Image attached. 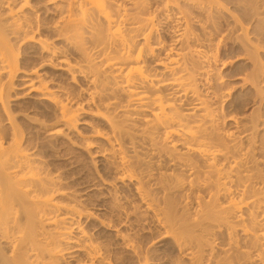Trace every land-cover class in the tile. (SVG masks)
<instances>
[{
  "label": "rangeland",
  "instance_id": "1",
  "mask_svg": "<svg viewBox=\"0 0 264 264\" xmlns=\"http://www.w3.org/2000/svg\"><path fill=\"white\" fill-rule=\"evenodd\" d=\"M69 1H29V7H25L26 16L36 23L43 24V35L46 36L44 38H48L50 46L57 49V55L43 51L42 47L34 42L23 40L20 34H10V44L20 55L19 71L12 84L8 74L3 72V82L7 84L5 95L6 91L9 93L5 100L8 111L22 127L25 137L29 138L30 147L33 148L31 152L33 151L40 167H44L40 169H44V174L50 172L52 177H57L59 187L64 189L66 195L58 194L57 199L78 204L84 214L77 216L76 222L82 224V228L89 232L96 244L108 250L114 264H263L257 256L261 251L259 248L263 247L255 241L258 243L256 247L249 236L254 232V237L256 231L264 229V226L261 227L264 224V207L262 206L263 211L260 207L259 210L256 209L258 206L252 205L254 201L248 204L247 198L251 200L259 195L258 197L264 199L260 196L264 194V0H204V3L198 2L201 8L196 0H179L180 6L176 8H181L189 19L187 21L189 27L191 25V31L202 38L203 47H200L209 52L213 51L218 59L210 66L204 64L205 68L197 75V84L199 91L206 96L205 99H208L214 109L217 125L214 128L218 129L215 130V135L219 138H227L224 136L225 132L234 135L227 139L229 152H232L229 153L231 160H239L235 159L237 164L234 162L238 168H234L237 170H234L232 184L235 193L238 192L236 196L242 194L248 202L247 207L244 205L242 208L246 217L245 224L242 223L244 221L236 222L235 219L234 222L232 215L222 216L221 213L224 215L225 212H220L219 207H216V200H212L216 201V206L213 205L211 194L215 190L213 187H206L212 185L204 183L207 177H201L204 182L196 177L204 175L200 170L202 166L199 165H203V161H196L201 168L193 162L199 173L195 175L196 180L194 177H188L190 174L186 175L187 171L182 172L184 168L181 170L182 167L175 166L178 161L173 165L176 162L172 160L174 163L171 164L170 157H180L171 156L172 154L180 152L178 154L185 155L181 153L185 151L184 146L176 141L177 144L173 147L175 137L168 141L170 143L166 142L163 129V133L160 132L161 129H153L151 136L146 121L147 116L150 117L151 114L138 106H129L128 97L121 89L116 88L113 78H105L104 74L99 75L100 79L97 78L93 71L95 67L92 70L86 62L85 51L75 48V44H71L66 35L59 36L57 29H54L55 21L60 16L57 7L66 6ZM151 1L154 10L152 11L157 13L155 21H158L155 38L151 39V44L161 40L163 47L157 46V41L155 47L152 44L154 53L147 55L146 67L163 77L164 69L158 62L169 47L177 44L174 42L175 38L173 40L175 34L172 33L175 23L167 20L166 12L161 10L165 0ZM15 2L21 6L24 0ZM2 5L3 3H0V21L7 23L8 9ZM86 33V43L93 40L90 37L97 39ZM138 41L144 40L139 37ZM90 44L94 43H88L87 53L93 55L94 51L96 53L99 50L91 48L93 46ZM62 58L77 71L72 73L66 70L65 64L60 61ZM98 66L101 68L102 64L98 63ZM30 72L33 76H36V72L41 74L60 99L77 113L78 121L75 127H67L59 122L56 104L43 99L37 91L30 90L27 79L24 78ZM35 83L38 81L35 80ZM105 83L109 86L108 90L104 89ZM107 97L113 103L116 100L113 106L117 108L105 110L103 105L109 101ZM191 98L193 99L192 96L187 98L190 99L188 102ZM185 105L184 108L187 109L189 104L188 107ZM105 111L108 114H105L106 118ZM231 117H237L234 120H240L247 127H241L240 124L243 129L238 130L234 121L230 120ZM111 120L119 123V129L115 132ZM7 121L9 122L5 118L6 126L9 124ZM55 128L61 129L59 135L51 133ZM169 146L177 147L178 151L175 152L173 148L170 150ZM119 147H122L121 152L130 160L128 169L120 165ZM167 152H171V155L168 156ZM191 155L189 157H193L192 160L199 158ZM123 171L135 173L139 178L137 180L144 179L145 183L141 181L142 185L145 184L142 188L144 187L155 200L154 206L161 212L160 222L154 211L147 210L138 193L137 186L139 187L141 182L139 184L135 179L137 177L132 181L128 177L123 180ZM148 173L153 175V180H148ZM191 178L194 179L192 183L195 185L189 183ZM197 179L202 181V185H206V189L196 182ZM199 185L204 187V190ZM208 202L218 209L210 208ZM210 210H213L212 213H209ZM253 210L255 217L258 216L256 219L259 218L253 223L258 228L256 231H252L254 227L251 230L250 227L254 225H251L253 221L248 217ZM255 210L259 211V214ZM214 212L219 213L221 219L219 215H213ZM226 214L229 215V212ZM229 217L233 222H230ZM223 218H226L227 222L226 219L223 221ZM229 222L233 225L240 224L232 225L236 226L233 228L231 224L226 225ZM242 224L243 228L247 226L250 229V233L244 234ZM71 231L73 240L64 245L66 249L62 258L66 264H78L88 258L85 252L76 249L75 238L80 235L78 229L73 228ZM0 248V251L6 250V254H10V246L2 240ZM1 258L0 255V264H6ZM146 258L149 261L146 262Z\"/></svg>",
  "mask_w": 264,
  "mask_h": 264
},
{
  "label": "bare ground",
  "instance_id": "2",
  "mask_svg": "<svg viewBox=\"0 0 264 264\" xmlns=\"http://www.w3.org/2000/svg\"><path fill=\"white\" fill-rule=\"evenodd\" d=\"M1 1L0 3H3L5 8L8 9L7 16H9V19L7 18V23L1 22L2 20L0 21V240L8 244L11 250L9 252L7 251L10 253L8 255L5 252L6 250L4 252L0 251L1 253L3 252L0 254L2 257L1 260L7 262L6 264H66L63 262L64 258H62V255L65 252L66 244L73 240L71 230L77 228L80 235L75 238V242L77 243L76 249L80 252H85L88 258V260H82L78 264H114L108 250L96 244L95 240L89 236V232L82 228V224L76 222L77 216L81 217L84 214L82 212L83 210L78 208V204H74L72 201L70 202L73 204L65 203L57 199L56 195L64 194V189L59 187L60 182L57 181L58 179L56 180L57 177H52L50 172H45L44 174V169H40L44 167H40L41 165L35 159L32 153L33 151L31 152L33 148L30 147L31 143L29 138L25 137V132L21 129L22 127L19 126L20 124L12 118L13 116L8 111V105L5 103V100L8 98L6 96L9 93L6 91L7 95H5V87L7 84L3 82V79H5L3 78V72L8 74V78L11 79L10 84H12L14 77H16L19 71V54L13 50L9 35L20 34L23 40L38 44L42 47L43 51L51 53L52 55H57V49H53L49 44L50 40L47 38L49 40L48 42L44 38L46 36L43 35V24L36 23L26 16L25 7H29L30 0H24L21 6L16 4L18 2H15L16 0ZM196 1L197 3L205 2L204 0ZM210 1L208 0L207 2ZM151 2V0H70L66 3V6L58 5L57 10L60 12V16L55 21L56 28L54 29H57L59 36L66 35L65 37L69 39L67 40H71V44L72 42L75 44V48L77 47V49L80 48L85 51L86 57H84L86 62L89 63L92 70L95 67L93 71L97 78L100 79L102 74H104L103 76L105 78H110L111 76L115 86H117L116 88L121 89L128 97L127 103L129 106L130 104L136 107L138 106L144 112L151 114L146 119L147 130L150 131L151 136L153 129L158 131L161 129L160 132L162 133L164 130L163 137L167 140L166 142L171 141L175 137L176 139L174 138L175 141L172 142V146H176V141L184 146L186 152L181 153L185 155L178 154L180 152L171 155L172 151L169 152L170 154L167 152L168 156L180 155L178 158L171 159L170 157L169 161L171 160V164L176 162L173 164L175 165L178 161L179 165L177 164L175 166L182 167H179L181 170L184 168L185 171L183 170L182 172L187 171L186 175L189 173L190 175L188 177H194L195 179V175L199 173L195 166L196 164L193 162L198 165V160L201 159L203 161V165H199L203 169H200L202 171L201 173L206 176L201 174L202 176L198 177L199 175H197L196 177L203 179V182L205 180L201 177H207L204 183L207 185L211 184L212 186L202 185V181L199 182L200 179H197L198 181L196 182H199L204 187L206 186L207 189L213 187L212 189L215 190L214 193H209L212 195L211 202H214L212 200H216L217 202H215L218 206L215 205V202L214 204L208 202L211 205L210 208H214L213 205H215L219 207L220 212H229V215H225V213L223 215L221 213L222 216L232 215L231 218H233V221L234 219L236 222L244 221L242 223L245 224L246 217L243 215L245 214L244 211L242 212L244 205L247 207L251 201H254V204H251L254 206L257 205L258 207L256 206L257 208H255L258 209L260 207L259 209L263 211L264 199L258 197L259 195L257 196L258 198L252 197L251 200L249 198H247L248 200L245 199L246 196L244 198L242 194L239 197L236 196L238 192L235 193L232 183L235 177L234 168H238L236 164L239 160L236 158H232L231 160L229 153L232 152H229L230 145L227 142V139L232 137L233 134L231 132V134L225 132L226 134L224 136L227 138L223 136V138H219V136L217 137L215 135L214 132L218 129H215L217 125L215 124L214 109L213 107L211 108L212 105L208 99H205L206 96L204 97L199 91L197 84V75L201 73L199 72L201 69L205 68L204 64L210 66L214 60L216 61L217 57L213 51L209 52L205 48L200 47L203 43L202 38L196 32L191 31V25L189 27V21H187L188 17L186 18V14L180 10L181 8L176 10L180 6L179 0H165L161 10L163 13L166 12L165 18L167 20L175 23L172 27V33L175 34L173 40L175 38L174 42L177 44H175L176 46L172 45L175 47H169L164 57L160 60L158 59V64L162 65L164 69L163 77L149 70L146 67L147 55L154 53L156 43L157 46L163 47L161 40H156V43L153 42L154 47L151 44L152 38H155L154 33L156 31V23L158 22L155 21V14L157 13L153 12V4ZM200 5L198 6L201 8ZM15 6L18 7L16 8ZM158 9L160 8L158 7ZM86 32L97 38L95 41L93 37H90L94 41L89 40L88 42L94 43L93 45L90 44L93 46L91 48L95 47V49L99 50L95 53L92 49L94 51L92 53L93 55L87 53L88 50L86 48L89 45L86 43V39H84L86 37L85 34H87ZM139 37L144 41H138ZM97 60L100 61L97 62ZM60 61L65 64L64 68L66 70L68 69L72 73L77 71L70 63H66V59L62 58ZM98 63L99 65L102 64L101 68L98 66ZM103 66L106 70H102V68L105 69ZM36 73V76H33L34 74L30 72L26 74L27 77H24L27 79L30 90L37 91L43 99H47L56 104L59 110V122H62L67 127H75L78 121L77 113L60 99L59 95L50 87L41 74ZM100 74L101 76H99ZM35 80L38 83H35ZM103 86L104 89L106 88L105 90L109 89L107 83L103 84ZM190 96L193 99L191 98L189 103L188 100L190 99L187 98H190ZM108 97L107 100L109 101L103 105L106 108L105 110L109 111L113 107L117 108V106H113L116 100L113 103ZM186 103L189 104V107ZM184 105L188 108L185 109ZM5 118L9 120V122L7 121L9 123L8 126L6 124L4 125ZM231 118L230 120L234 121L237 129H243L241 127L245 125L242 124L239 118L237 120L241 123L234 120L237 117ZM108 119L110 120L109 117ZM111 122L113 123L115 132L119 129L117 125L119 123L116 124L112 120ZM217 132L216 134H218ZM51 133L59 135L61 129L55 128ZM169 147L170 150L173 148L171 146ZM119 148L120 165L128 169L130 168L128 166L130 160L124 152H121L122 147ZM173 149H175V152L178 151L176 150L177 147ZM161 153L163 155V152ZM191 154L199 158L192 160L191 158L193 157H189ZM235 159L238 161L236 162ZM230 160L233 163L236 162V164H233ZM242 161L243 158L240 163ZM242 163L240 164L241 166ZM200 166L199 168H201ZM127 177L132 181L137 175L135 173L133 174V172L126 171L121 178L125 179ZM146 177L150 181L153 175L148 173ZM135 179L137 180L139 178L137 177ZM194 179L191 178L190 180L192 181H189V183H192ZM137 181L140 184L144 179L142 180L141 178V181ZM142 182L139 187L137 186L138 193L146 205L147 210L154 211L155 217L160 222L162 219L160 217L161 212L158 210L159 208L156 209L157 207L154 206L156 203L153 197L150 196V193H147L145 191L146 189H143L144 187L142 188L145 185H142ZM202 186L200 187L199 185L204 190ZM199 187L197 188L200 189ZM212 189H210L211 192L213 191ZM256 191L255 196L257 195ZM209 193L207 194L209 195ZM257 193L259 194L260 191L258 190ZM260 196L264 197V194H260ZM216 207L214 209H218ZM212 211L210 210L209 213H212ZM255 211L256 213L259 212L257 210ZM252 212L253 214L255 213L254 210ZM252 212L248 214V217H251L250 221H253L251 225H254V222L259 218L256 219L258 216L255 217V214L253 215ZM214 214L220 217L219 213L214 212ZM231 218L229 217V220L233 222ZM225 219L223 218V221ZM230 222L226 225H230ZM261 222L260 225L262 224ZM244 224L241 225V228H243ZM248 226L250 227V225ZM252 227H254L253 230ZM255 227L254 225L250 228L252 231L258 230ZM242 230H244V234L250 233V229L247 226H244ZM253 233L249 237L256 239L253 240L251 238L250 240L257 241L263 247L259 248L258 245L261 251L257 254L260 257L257 259L261 260L260 262H264V229L260 228L259 232L256 231L254 237L252 236ZM257 242L253 243L254 245L256 244V247ZM147 261H149L148 258H146Z\"/></svg>",
  "mask_w": 264,
  "mask_h": 264
}]
</instances>
